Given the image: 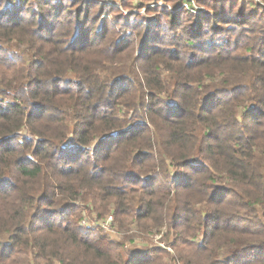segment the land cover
I'll use <instances>...</instances> for the list:
<instances>
[{"label": "trees", "instance_id": "16d2710c", "mask_svg": "<svg viewBox=\"0 0 264 264\" xmlns=\"http://www.w3.org/2000/svg\"><path fill=\"white\" fill-rule=\"evenodd\" d=\"M164 2L0 0V264H264V0Z\"/></svg>", "mask_w": 264, "mask_h": 264}, {"label": "rangeland", "instance_id": "374dc122", "mask_svg": "<svg viewBox=\"0 0 264 264\" xmlns=\"http://www.w3.org/2000/svg\"><path fill=\"white\" fill-rule=\"evenodd\" d=\"M85 1V0H82ZM90 1L91 3L98 5V6H103L107 9L113 8V6L119 8V10L122 12L123 15H132V18L130 19V23L136 22V20H145L147 18H154L155 13H150L148 12V8L150 10H154V8L160 6V7H167L171 11L174 10V8L170 5H167L164 0H156L153 1V3H150L148 7L146 8H138L137 2H143V0H127L129 3L128 7H122V4L120 0H86ZM191 2V5H184L183 8H187L191 13H194L196 15H201V14H207L208 13V8L205 6H202L197 3V0H189ZM145 2V1H144ZM147 3V2H146ZM137 5V6H136ZM136 6V7H135ZM154 7V8H153ZM156 10V9H155ZM107 12V11H106ZM157 12V11H156ZM161 11H158V13ZM135 17H134V16ZM162 18V16H161ZM13 46V45H12ZM15 47V46H14ZM167 75V72L165 73ZM219 80L222 79V76H217ZM110 217H114L112 214H107L105 218L101 219L102 221L106 219L109 220ZM80 223L82 221H88L92 225L93 223H96L97 221H101L100 218L98 217L97 213H93L85 209L82 214L80 215ZM101 221V222H102ZM110 226V225H109ZM85 230H97L100 231L105 237L108 238L111 242H114L116 244H121L120 250L124 254L128 253H137V252H144L148 249L150 250H164L170 258H165L167 263L174 264L176 263L175 261H171L172 258H176L175 251L173 248V244L175 242L174 237H167L166 230H163V233L161 234L158 230H147L144 231L141 229L138 224L136 223H130L127 227L122 228L120 224L116 221L115 217L113 218V221L111 223V226L109 228L110 232H104L102 229L99 227H92V228H87L83 227ZM159 232V233H158ZM177 260V259H175ZM177 264V263H176Z\"/></svg>", "mask_w": 264, "mask_h": 264}, {"label": "built area", "instance_id": "2783aa9c", "mask_svg": "<svg viewBox=\"0 0 264 264\" xmlns=\"http://www.w3.org/2000/svg\"><path fill=\"white\" fill-rule=\"evenodd\" d=\"M113 218L114 217H110L109 218V220H107L106 221V219L105 220H101V221H97L96 223H93V225L90 223V222H88V221H82L81 222V225L84 227H87V228H92V227H99L100 229H102L104 232H110L109 231V228H110V226H111V223H112V221H113ZM110 225V226H109Z\"/></svg>", "mask_w": 264, "mask_h": 264}]
</instances>
